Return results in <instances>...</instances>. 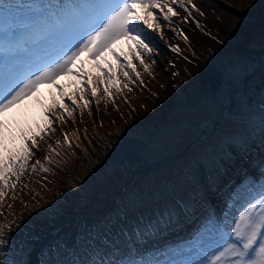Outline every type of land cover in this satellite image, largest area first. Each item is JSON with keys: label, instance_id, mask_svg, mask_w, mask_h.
I'll list each match as a JSON object with an SVG mask.
<instances>
[{"label": "rangeland", "instance_id": "obj_1", "mask_svg": "<svg viewBox=\"0 0 264 264\" xmlns=\"http://www.w3.org/2000/svg\"><path fill=\"white\" fill-rule=\"evenodd\" d=\"M63 2L67 0H0V82L10 68L23 75L30 66H36L33 62L36 57L46 56L55 50L59 34H41V28L49 8ZM194 2L205 11L206 16L200 17L194 10L193 15L212 36L201 32L192 18L182 22L181 17L186 14L183 12L181 17L173 18L171 27L160 19L163 39H157L151 45L156 49L151 57L141 53L145 63L150 66L148 71L129 51L130 47H136L134 42L128 37L119 40L113 46L115 51L132 60L136 71L140 72V78L137 79L134 72H129L132 77L129 81L121 71L125 61L117 60L111 51L103 54L99 63L110 66L122 87V91L112 88L111 98L103 91L107 86V76L96 67L98 61L90 58L88 52L82 54L84 58L80 57L84 69L91 74L90 79L97 75L103 78L97 92V96L101 97L100 103L97 106V97L91 95L92 85H85L88 92L83 95L89 101V106L84 109L83 118L77 107L73 113L75 122L66 117L63 130L57 127L53 139L48 141L58 153L50 155V163L44 160V156L48 155L46 146L45 151L36 157L41 159L43 167L48 168L49 172L57 174L59 172H55L50 164L62 162V158L70 159V162L63 161L65 164L61 169L63 175L59 184L60 189L68 190L66 194L72 193L74 196L71 201L67 200L68 209L65 211L70 212L72 207L79 205L87 206L92 203L93 191L97 192L100 195L96 199H99V207L94 209L89 222L97 225L114 214L116 208L131 206L133 194L135 199L143 200L149 199L154 191L173 197L182 195L188 180L204 179V172L195 162L202 161L211 166L225 142L234 138H237V167L245 164L247 155L252 158L258 156L260 133L257 131L260 106L264 103V0ZM156 14H159L158 10ZM184 34L189 36V41L183 39ZM155 35L159 37V33ZM13 43H22L23 47L10 52L7 49ZM169 45L179 46L181 53L174 52ZM176 71L180 72L179 77L172 75ZM77 80L75 75L66 74L59 76L57 83L72 94ZM45 84L25 98L21 108L17 107L4 115L13 131L19 132L22 127L28 126L35 128L37 123L44 120L43 111L40 110L51 105L53 98L60 100V90L51 83ZM125 84L127 87H124ZM77 98L80 104L84 103V99ZM62 102L71 103L70 100ZM64 132L68 133L67 141ZM57 140L60 143H56ZM241 145L247 148V153ZM40 174L42 179L49 177L39 168L36 173L29 172L25 174L26 177L22 176L26 185L23 191L17 187L19 181L13 178L16 188H9L5 197H13L19 192L24 199L32 198L33 192L38 196L44 185L39 184ZM229 178L239 180L234 172L230 173ZM220 187L221 196L210 197L218 210L226 209L223 200L228 195L223 181ZM64 193L62 195L66 196ZM236 195L242 200L247 193L241 188ZM103 198L106 199L101 200ZM164 203L161 202V206ZM37 210L38 216L41 215L37 221L46 227L31 229L20 236L32 243V254L26 261L34 260V264H40L35 255L37 242H42V239L39 241L40 236L50 233L57 223L54 218L57 212L55 209L50 212L46 203ZM220 216L223 217L222 214ZM195 227L192 224L182 234H174L176 242L188 240L171 250L175 264L194 261L195 249L200 244L218 243L211 229L202 230L195 239H191ZM76 230L67 232L64 247L76 245L89 235L85 227ZM172 239L169 237L170 241ZM16 255L14 252L11 257L15 258ZM44 257H48L47 254H43ZM46 261L51 260L44 259V264ZM0 264L3 263L0 261Z\"/></svg>", "mask_w": 264, "mask_h": 264}, {"label": "snow or ice", "instance_id": "obj_2", "mask_svg": "<svg viewBox=\"0 0 264 264\" xmlns=\"http://www.w3.org/2000/svg\"><path fill=\"white\" fill-rule=\"evenodd\" d=\"M138 8H143L144 13L141 14ZM193 10L200 17L206 16L194 0H67L49 8L41 34H59L55 50L46 56L36 57L33 61L36 66H30L23 75L18 74L15 68H10L0 82V204L4 202L7 190L16 188L13 178L18 182L26 173H36L38 168L45 173L49 171L43 167L41 159L36 158L37 154L45 151L46 146L48 155L44 156V160L49 163L50 155L58 154L48 141L53 139L57 127L63 130L67 123L66 117L75 122L73 113L77 107L83 118L84 109L89 106V101L83 95L88 92L85 85H92L91 95L97 97L95 103L99 105L101 97L97 96V92L103 78L97 75L90 79L91 74L84 69L81 55L88 52L90 58L98 61L96 67L107 76V86L103 91L111 98V89L122 91V87L110 66L99 63L103 54L111 51L117 60L125 61L121 71L129 81L132 80L129 72H134L139 79L140 72L136 71V65L125 54L116 52L113 46L128 37L136 46L134 49L130 47L129 51L148 71L150 66L145 63L141 53L151 57L156 51L151 45L157 39H163L164 30L160 19L171 27L173 18L181 17L183 12L186 14L181 17L182 22L192 18L201 32L212 36L193 15ZM156 33H159V37ZM183 39L189 41V36L184 34ZM22 47V43H13L7 50L15 52ZM169 47L181 53L179 46ZM184 59L188 58L185 56ZM66 74L78 77L77 87L72 94L57 83L59 76ZM172 75L179 77L180 72H173ZM43 83H51L59 89L60 100L53 98L52 104L44 107V120L37 123L35 128L28 126L22 127L19 132L13 131L9 122L3 119L4 115ZM77 97L84 99V103L80 104ZM65 100L71 103H63ZM259 133V154L256 158L247 155L245 164L237 167V138L226 141L211 166L202 161L195 162L204 172L203 181L188 180L182 195L153 209L149 214L129 217L127 213L118 211L115 224L107 219L101 222L111 225L110 229L83 255L70 252L67 260L46 261L45 264H175L171 250L188 240L176 242L174 234H182L192 224L196 227L192 230L194 234L191 239H195L202 230L211 229L218 243L200 244L194 252L196 259L188 264H264V103L260 106ZM63 134L67 141L68 133ZM68 143L71 146V142ZM241 148L247 153V148L243 145ZM231 172L236 173L238 181L229 178ZM221 181L228 189V195L223 200L226 209L218 210L210 197L221 196ZM241 188L247 193L242 200L236 195ZM131 199H135V194ZM221 214L222 220L219 219ZM12 231L11 224L0 223V251L4 248L12 251ZM169 237L173 238L172 241ZM5 264L30 262L6 259Z\"/></svg>", "mask_w": 264, "mask_h": 264}, {"label": "trees", "instance_id": "obj_3", "mask_svg": "<svg viewBox=\"0 0 264 264\" xmlns=\"http://www.w3.org/2000/svg\"><path fill=\"white\" fill-rule=\"evenodd\" d=\"M256 136H258V133ZM74 157L75 156H73V158ZM60 160H62V162L60 161L57 164H50L55 172H59L58 174L54 173L53 171H48L46 174H48L49 177H44L43 179L41 178V174L39 175V184L44 185H42V190H40L38 196H36V194H34L33 192L31 196L32 198L24 199L23 194L19 192L13 195V197H4L5 203L0 204V223L11 224L13 229L12 235L19 234L18 236L12 237L11 252H9L8 248H4L3 251H0V261L3 264H5L6 259L18 258L17 260H27V257L32 254V243H29L27 240L23 239L20 236L29 232L31 229L39 228L40 226L46 227V225H41L37 221L39 220V218H41V215L38 216L39 213L37 208L44 203L48 205L50 212L54 209L57 212L54 215L55 221L57 223L52 229H50V233L40 236L39 241L40 239H42V242H37V245L35 247L37 249L35 255L38 256L40 264H44V259L46 258H49L52 262L57 260H67L70 258V252L76 253L78 255H83L86 251L89 250L90 246H94L96 242H99L102 235L110 229L111 225L101 223L105 220L100 221V223H97V225L89 223L95 213L94 209L96 207H99L97 202L99 201V199H96L100 197V195H98L97 192L93 191L92 203H89L87 206L84 207L83 205H79L76 207H72L70 212L65 211L68 209L66 206L67 200L71 201L74 196L72 195V193L66 194V192H68L67 188H65V190L67 191H63L59 187L61 185L60 182L62 181L63 172H61V169L65 164L64 162H70V159L62 158ZM45 182H47V184ZM17 187L21 188V191L26 188L23 178L19 180ZM182 191L184 192L185 189H182ZM62 193H64L66 196H63ZM150 198L147 200L134 199L131 201V206L121 209L116 208L115 213H112L106 219L111 221L112 224H115V216L118 211L120 213H127L129 217L138 216L140 214H149L153 209L160 207L161 202H169L174 197L167 193L161 195L154 191ZM105 199L106 198H103L101 200ZM32 214H34V216H31ZM27 219L28 221H31L26 222ZM36 221L37 223H35ZM17 225H20V227L17 228ZM26 226H28L29 228H27ZM84 227L89 235L76 245H68L67 247H64L67 232L75 231L76 229H84ZM62 234H65V236H63ZM109 235H111L110 231ZM14 252L17 253V257L12 258L11 255ZM43 254H47L48 257L43 258Z\"/></svg>", "mask_w": 264, "mask_h": 264}, {"label": "bare ground", "instance_id": "obj_4", "mask_svg": "<svg viewBox=\"0 0 264 264\" xmlns=\"http://www.w3.org/2000/svg\"><path fill=\"white\" fill-rule=\"evenodd\" d=\"M200 5H201V4H200ZM137 10L140 11V12H143V11H144L143 8H138ZM83 54H84V53H83ZM81 57L84 58L83 55H81ZM87 58H88V57H87ZM81 61H82V60H81ZM84 62H85V61H84ZM86 63H87V62H86ZM86 63H85V64H86ZM44 84H45V83H44ZM46 84H47V83H46ZM46 84H45V85H46ZM45 87H46V86H45ZM45 91H46V90H45ZM32 99H33V98H32ZM29 100H30V99H29ZM33 100H34V99H33ZM30 101H31V100H30ZM30 101H29V102H30ZM34 101H35V100H34ZM22 102H23V101H21L19 104H17L16 106H14V108H12L11 111H13V109L16 110L17 107H20V108H21ZM31 102H32V101H31ZM26 103H28V102H26ZM32 103H33V105H34V102H32ZM35 104H36V103H35ZM31 106H32V104H31ZM43 107H44V106H43ZM28 108H29V107H28ZM24 109H25V108H24ZM22 110H23V109H22ZM30 110H31V109H30ZM40 111H43V110H40ZM3 119H4V117H3ZM5 119H6V118H5Z\"/></svg>", "mask_w": 264, "mask_h": 264}]
</instances>
